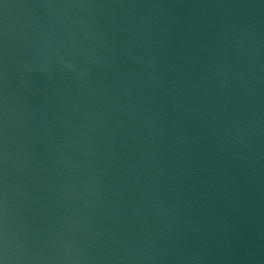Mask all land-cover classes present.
Listing matches in <instances>:
<instances>
[{
    "label": "water",
    "instance_id": "95a60500",
    "mask_svg": "<svg viewBox=\"0 0 264 264\" xmlns=\"http://www.w3.org/2000/svg\"><path fill=\"white\" fill-rule=\"evenodd\" d=\"M0 264H264V0H0Z\"/></svg>",
    "mask_w": 264,
    "mask_h": 264
}]
</instances>
